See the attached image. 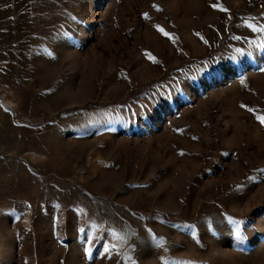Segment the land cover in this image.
Masks as SVG:
<instances>
[{"label":"rangeland","instance_id":"obj_1","mask_svg":"<svg viewBox=\"0 0 264 264\" xmlns=\"http://www.w3.org/2000/svg\"><path fill=\"white\" fill-rule=\"evenodd\" d=\"M261 28L264 0H0V264H264Z\"/></svg>","mask_w":264,"mask_h":264},{"label":"snow or ice","instance_id":"obj_2","mask_svg":"<svg viewBox=\"0 0 264 264\" xmlns=\"http://www.w3.org/2000/svg\"><path fill=\"white\" fill-rule=\"evenodd\" d=\"M249 27H251V25H249ZM260 31H264V28H261ZM261 119V123H264V117H260ZM234 224H236V236L240 239H242L243 237H241L240 235V230H239V225L242 223V221H233Z\"/></svg>","mask_w":264,"mask_h":264}]
</instances>
